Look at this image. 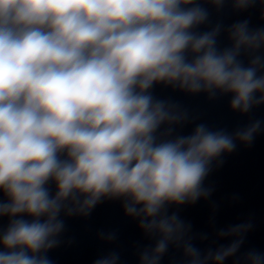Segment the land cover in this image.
<instances>
[{
    "label": "clouds",
    "instance_id": "clouds-1",
    "mask_svg": "<svg viewBox=\"0 0 264 264\" xmlns=\"http://www.w3.org/2000/svg\"><path fill=\"white\" fill-rule=\"evenodd\" d=\"M258 4L0 0V264H53L65 218L89 217L106 200L120 201L150 241L138 264H161L172 249L174 264H264V252H241L251 221L218 229L228 243L201 248L208 233L170 210L209 199L208 177L254 144L264 120L213 128L153 92L229 97L240 115L264 106V26L212 21L213 11ZM93 264H121V254Z\"/></svg>",
    "mask_w": 264,
    "mask_h": 264
}]
</instances>
